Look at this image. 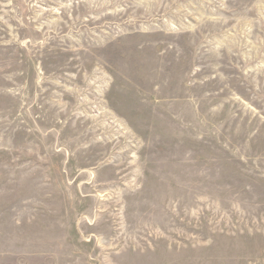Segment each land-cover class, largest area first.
<instances>
[{
    "label": "rangeland",
    "instance_id": "obj_1",
    "mask_svg": "<svg viewBox=\"0 0 264 264\" xmlns=\"http://www.w3.org/2000/svg\"><path fill=\"white\" fill-rule=\"evenodd\" d=\"M0 264H264V0H0Z\"/></svg>",
    "mask_w": 264,
    "mask_h": 264
}]
</instances>
